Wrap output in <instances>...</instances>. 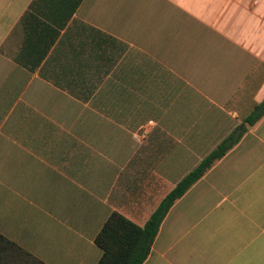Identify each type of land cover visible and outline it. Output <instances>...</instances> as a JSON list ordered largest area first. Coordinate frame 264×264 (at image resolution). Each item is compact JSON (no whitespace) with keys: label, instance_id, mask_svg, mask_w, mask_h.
<instances>
[{"label":"crops","instance_id":"crops-1","mask_svg":"<svg viewBox=\"0 0 264 264\" xmlns=\"http://www.w3.org/2000/svg\"><path fill=\"white\" fill-rule=\"evenodd\" d=\"M263 102L264 0H0V234L98 264L236 135L144 264H264Z\"/></svg>","mask_w":264,"mask_h":264},{"label":"trees","instance_id":"trees-1","mask_svg":"<svg viewBox=\"0 0 264 264\" xmlns=\"http://www.w3.org/2000/svg\"><path fill=\"white\" fill-rule=\"evenodd\" d=\"M264 117V102L256 107L246 123L254 125ZM236 135L226 139L196 169L168 194L157 211L140 227L119 213H113L96 238L102 251L98 264H144L151 253L160 226L172 206L201 179L214 164L238 143ZM0 264H46L31 253L0 234Z\"/></svg>","mask_w":264,"mask_h":264}]
</instances>
